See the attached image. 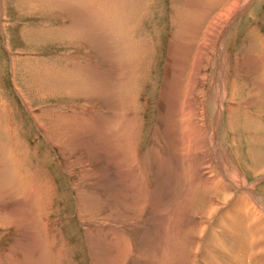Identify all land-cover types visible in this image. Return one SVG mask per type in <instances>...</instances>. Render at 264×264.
Listing matches in <instances>:
<instances>
[{"label": "rangeland", "instance_id": "1", "mask_svg": "<svg viewBox=\"0 0 264 264\" xmlns=\"http://www.w3.org/2000/svg\"><path fill=\"white\" fill-rule=\"evenodd\" d=\"M191 1L198 3L200 11H206L207 6H210L209 3L205 5L206 2L214 3L217 0H0V264H123L104 257L105 253L108 255L109 248L106 247L109 246L101 242L100 249L96 250L91 247L93 245H90L87 238V228L95 229L100 224L102 227L104 225L105 230L112 226L123 229L119 222V207L113 213L115 220L112 221L107 220L109 214L107 215L106 209L100 211L101 209H95L92 205L96 199V196L93 197L96 188L105 182L102 183L101 178L93 176L86 165L73 164L72 157L71 160L68 157L67 161L64 160L58 148L65 146L61 139L63 136H57L58 140L55 137L49 142L43 129L54 134L55 129L50 125L58 124L56 119L64 116L66 122L72 123L74 118H81L79 113H99L107 123L110 120L107 113H128L135 108L138 128L133 127V135L136 139L130 152L129 147L126 151L135 157L139 155L144 160L156 139L161 145V160L166 162L167 154L162 142L165 135L161 128L155 132L159 128L162 113L159 97L170 59L171 40L178 30L181 17V20L187 18L192 11ZM227 4L233 5L234 0H224V5ZM252 5L242 17L235 19L231 27L236 34L228 41V54L231 56L228 68L231 65L236 67L244 55L248 57L254 53L256 57H264V0H254ZM202 35L203 31L200 37ZM216 38L217 35H214L212 41ZM214 50L211 42L206 52L212 53L204 68L206 72L203 73L207 85L203 109L206 108L208 113L204 126L208 125V121L212 122V114L217 106L216 98L218 99V89L210 86L217 67V52ZM121 53H129V56H125V62L129 63L132 73L126 86H121L120 92L113 95L105 87L109 88L112 79L113 82L116 80V72L124 69ZM194 53L192 51L190 55L189 52L190 58L186 59L188 63L193 62L196 57ZM234 66L224 90L228 100L224 104L218 140L226 152V163L240 169L256 203L264 210V153L261 146H256V151L252 153L260 151L259 155L249 154L251 139L257 140V135L250 134L253 127H248L252 124L256 128L258 125L253 116L264 124V116L258 113L257 116L253 108L248 107L249 102L256 97L253 95L254 86L251 88L252 85L249 86L244 78H235ZM191 70L192 66H187L184 71L186 78H189ZM95 71L99 73L96 74ZM87 75L95 81L90 84ZM242 84L246 85L242 88L244 91L233 102L232 88ZM263 85L264 82L259 89L262 98ZM176 97L178 96L172 100ZM123 100L128 105L122 111ZM179 100L184 101V95ZM163 113L172 112L167 108ZM249 118L253 120L248 121ZM123 125L131 127L130 123ZM163 126L165 128L166 123ZM167 149L172 153L170 146ZM71 150L72 145L65 151ZM91 162L93 166L97 165L93 160ZM254 163H257L259 173L248 167L255 166ZM208 165L211 166L210 163ZM215 170L213 168L208 172L216 178L218 173ZM97 171L101 173L100 170ZM114 178L117 181L118 175ZM135 181L139 187L140 181ZM94 182L97 187L93 186L95 190H92ZM192 186L191 181L188 183V190L196 189ZM147 188H143L142 193L153 202L159 201V196L169 198L175 193L171 187L163 189L164 191ZM116 193L118 194L117 189L113 188L108 194L115 200ZM242 193L240 189L233 187L232 199L227 204L213 198L204 199L207 205L215 200L213 204L219 207V211L216 215L209 214L210 220L202 221L201 215L195 216L192 223L181 228L183 233H178L176 228L174 230L170 226L167 216L163 225L161 210L148 209L152 215L149 222L133 228L129 235L136 246L135 249L131 247L132 253L136 250L137 255L125 264H158V257L164 249L168 250L169 245V252L174 253L168 260L164 258V263L159 259L160 264H207L205 259L211 264H232L229 242L221 239L223 231L217 221L219 218H226V213H231L230 207L242 197ZM219 194L220 198L227 196L225 193ZM244 195L253 199L246 193H243V198H247ZM78 199L81 203H78ZM196 203L202 205L201 202ZM22 204L28 205L30 210L22 207ZM242 209L246 210L244 207ZM179 210L177 217L186 211L181 208ZM225 227L228 229L226 224ZM105 230L103 231L106 232ZM212 232L217 234L218 241L215 242L209 236ZM165 235L170 236L168 241L171 242H167L168 247L163 248ZM240 243L244 248L248 241ZM221 247L224 249L223 253ZM211 254L225 261L210 260L213 257ZM232 258L235 263L234 257ZM259 258L262 260L264 254Z\"/></svg>", "mask_w": 264, "mask_h": 264}, {"label": "bare ground", "instance_id": "2", "mask_svg": "<svg viewBox=\"0 0 264 264\" xmlns=\"http://www.w3.org/2000/svg\"><path fill=\"white\" fill-rule=\"evenodd\" d=\"M253 1L254 0H234L233 5H224V0H217L214 3L206 2L205 5H208V3L210 4V6H207L208 8L206 11H200L198 8V3H193L191 1L192 9H190V7L189 9L192 11L190 12V14H188L187 18L184 17L185 19L181 20V17V19L179 20V26H177L178 30L173 37V40H171L169 53L170 59H168L169 62L166 65V75L159 97L161 107L160 111H162V113L159 117V128L157 127L155 131L158 132V129L161 128L160 130L165 135H163L164 138L162 142H164V150L167 154L166 162L161 160V145L156 141V139L153 140L154 144L144 160L139 155L135 157V155L133 156L131 153L129 154L130 148H132L135 142L134 140L136 139V137H134L133 135V127L138 128V123L137 121H135V108L130 110L128 113H107V115H110V120L107 123L103 121L101 116L98 115L99 113H79L81 115V118H72V123L66 122V118H64V116L56 119V121H58L59 123L50 125L55 129L56 134H49V131L47 129H43L45 133L44 135L49 142H52L55 137V139L58 140L57 136H63L61 137V139L65 146H58V148L64 160L67 161V157L69 158V160H71L72 157L73 164H76L78 166H81L83 164L86 165V168L88 167L91 169L90 172L93 176L101 178L102 183L103 181L105 182L103 183V185L98 186L96 190L94 189V187H97V183L94 182V184H92V190L96 191V193H94L93 195V197L96 196V199L94 200V202L91 201L93 207L95 209H101L100 211L106 209L107 215L109 214V218L107 220L112 221L115 220L113 213L119 207L118 213H121V219L119 218V222L122 225L121 228L123 229H118L112 226L105 230L104 225L102 227L100 226L102 224H100L96 226L95 229L87 228L86 230L89 243L90 245H93L91 246L92 248L96 250L100 249L99 244L101 242H103L106 246H109L106 247L109 248L108 255L105 253L104 257L107 256V258L109 259L118 260V262L121 261L123 264H125L135 255H137L136 250L134 251V253H132L131 247L135 249L136 246H134L131 242L132 236L130 237L129 235L132 233L133 228H139V225H143L146 221L151 219L152 215L150 214L148 209L154 208L158 211L161 210V215L159 214L161 216V221L163 222L164 218L167 216L170 226L174 227V230L176 228L177 232L179 233V231L182 232V227L192 223V219H194L195 216L198 217L199 215H201L202 221L203 219L210 220L211 216L208 215H216L217 211H219V207L217 208L216 205L213 204L215 200L227 204L228 201L232 199L231 197L233 187H236L240 189L241 192L253 197V199L248 198L246 195L244 196H246L247 198H243L242 193V197L240 199H237V201L235 200L233 206L230 207L231 213H226V218H223L224 216L222 217L223 219L219 218L217 223L223 231V234H220L221 239L224 238L229 242L231 257L230 261L232 262V264H264V258L262 260L259 258L264 254V210L256 203V200L252 195L253 193H251V189L247 186L248 184L246 182V179L243 177L244 175L242 174L240 169L226 163L225 158L227 157L224 154L226 152L223 150V147L218 140L219 126H221V122L223 120L224 104L228 100L227 92L224 90L229 82L230 70L234 66L231 65V67L228 68V64L229 62H231V56L228 54V41L236 34V32H232L231 27L235 23V19L237 17H242V15L245 14L246 10L251 7ZM215 11L217 13H215ZM90 31H92V29ZM202 31L203 35L202 37H200ZM214 35H217V38L215 41H212ZM94 39L95 38H93V40ZM211 42L217 52L216 58L214 54L212 55L216 59L215 63L217 67L215 72H213L214 74L210 81V86L211 88L218 89V91H216L218 99L216 98L215 103L217 106L215 108L214 114H212V122L210 123L208 121V125L204 126V123L207 122L208 113H206L205 111L206 108L203 109L204 98L206 97L205 90L207 86L204 82V78L206 76L203 73L206 72V69L204 68L205 65L209 62V58L212 53L209 51V53L206 52L208 50V45H210ZM192 51L195 52L194 54L196 57L193 58L192 63H188L186 59L190 58L188 57V54L190 52L191 55ZM128 54L125 55L121 53L123 66L127 72L124 69H119L116 72V80H114L115 82H113L112 79V81L110 82V87H105V89L107 91H110V93H113V95L119 93V90L122 88L121 86H126L128 80H130L131 78L132 72L130 71L129 63L125 62V56H129ZM187 66H192V70L189 75L190 79L186 78L184 75V71ZM122 71L124 72L123 77ZM97 72L99 73V71ZM233 74L235 78H244V81H248L249 86L252 85L251 88H253L254 86L253 95H256V97H253V100L249 102L250 106L248 107H252L254 112H256V115L258 113L264 116V104H262L264 98L260 96L259 91L264 82V57H256L254 56V53L253 56L249 55L247 57L244 55L243 59H240V62L237 63L236 67L234 66ZM87 77L90 84L91 82L95 81L93 77L89 75H87L86 78ZM188 79L189 81L187 82ZM122 81H124L125 84ZM99 82L102 83V81ZM245 86L246 85L242 84L238 87L236 86L235 88H232L235 90H233L234 94L233 96H231V98L233 97V102L238 97V94L244 91L242 90V88H244ZM173 91L174 95L171 96V93ZM176 95L178 97L174 98L175 101L172 100V98ZM183 95L184 101L179 100L180 98H183ZM123 101L124 104L121 105L122 111L125 110L128 105L125 100ZM117 106L119 105L117 104ZM167 108L172 113H163V111L165 112ZM232 111L230 110V112ZM87 117H89V119H86ZM197 118H201V120L198 121ZM255 119L258 123V125L255 124L257 126L256 128L251 123L250 124L252 126L249 125V123H246L249 125L248 127H253L251 130L248 129L251 131L250 134L254 133V135H257V140H254L252 137H250L252 139L251 142L249 140L251 145V147H249V154L252 153V151H256V146H261L264 153V124H261L259 122L261 121L259 120V118L255 117ZM118 120H122V122H119ZM247 120L252 121L253 118H249ZM126 122L128 124L130 123L131 127H125L123 123L127 124ZM164 123H166L165 128L163 126ZM246 127L247 126L245 125V128ZM160 136L162 137V135ZM71 145V152H66V148ZM167 145L170 146L172 153L168 151L169 149H167ZM252 145H254L255 147ZM127 147H129V152L126 151V149H128ZM258 153L256 152L257 155H259ZM253 154L255 153H252V155ZM92 160L97 163L96 166L92 165ZM258 160L260 161V159ZM208 163H210L211 166H209ZM254 164L255 166L248 167L253 168V171L257 170L258 172L259 168L256 167L257 163ZM68 165L69 164L67 163V166ZM213 168H215V171H217L218 173V176L216 178L213 177L210 172H208ZM97 170H100L101 173L99 174ZM213 171L214 170H212V172ZM188 172H190V174ZM97 173L100 177H98ZM117 175L118 180L115 181L114 176ZM135 179L140 181L139 187ZM95 180L98 181L97 179ZM191 181L194 185L192 187L196 188L195 190L193 188L188 190L189 187L187 186ZM161 185L163 186L160 187ZM146 187H148L147 189L153 188L159 191L171 187L173 192L175 193L169 198L159 196V201L153 202L146 198L142 193L143 188ZM113 188H116L118 191V194L116 193L117 197L115 200L108 194L112 191ZM219 193H225L227 194V196L225 195V197L220 198L221 194ZM200 196H202L203 198ZM3 198L7 200L5 196ZM206 198H213L215 200L210 205H207L204 202V199ZM7 201H9V198ZM196 202H201L202 205L197 204ZM242 202L243 207L244 209L246 208V210L242 209ZM78 203H81L80 199H78ZM22 207L30 210L28 205L26 206V204H22ZM180 208L182 211H186H181L182 213L180 217L179 215L177 217L176 214H178V210ZM80 218L82 217L80 216ZM83 219L85 220L86 218ZM154 219L155 218H153V220ZM225 224L227 225L228 229H226ZM103 230H105L106 232H104ZM205 233L206 232H204V234ZM209 236L213 237L215 242L217 241V234H214L212 232ZM169 237L165 235L163 237L164 241L160 239L165 243V246L162 245L163 248H166V246L171 242L168 241ZM242 241H248V244H244V248L241 247L243 244L240 242ZM225 243L226 242H223V244ZM169 249L170 245L168 247V250L164 249L162 255L157 257L161 261L164 258L168 260L174 253H170ZM222 250L224 249H222L221 247V252ZM156 253H154V255ZM232 257H234L235 263L233 262ZM213 258L221 262L222 260H224L223 258H221L222 260L219 259V256L217 258L213 256ZM213 258H211L210 260H212ZM159 259H157L158 264L161 263ZM163 261L162 263H164ZM223 264H225V262Z\"/></svg>", "mask_w": 264, "mask_h": 264}]
</instances>
